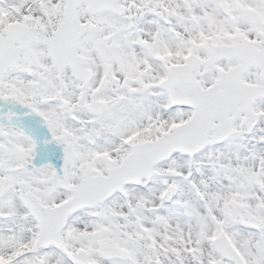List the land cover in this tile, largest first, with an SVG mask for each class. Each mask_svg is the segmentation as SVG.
Returning <instances> with one entry per match:
<instances>
[{
    "label": "snow or ice",
    "instance_id": "6c2138e0",
    "mask_svg": "<svg viewBox=\"0 0 264 264\" xmlns=\"http://www.w3.org/2000/svg\"><path fill=\"white\" fill-rule=\"evenodd\" d=\"M0 264H264V0H0Z\"/></svg>",
    "mask_w": 264,
    "mask_h": 264
}]
</instances>
